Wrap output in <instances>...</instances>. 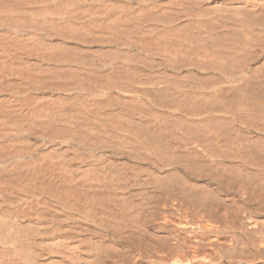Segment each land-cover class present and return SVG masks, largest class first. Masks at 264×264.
Returning a JSON list of instances; mask_svg holds the SVG:
<instances>
[{
    "label": "bare ground",
    "instance_id": "bare-ground-1",
    "mask_svg": "<svg viewBox=\"0 0 264 264\" xmlns=\"http://www.w3.org/2000/svg\"><path fill=\"white\" fill-rule=\"evenodd\" d=\"M0 264H264V0H0Z\"/></svg>",
    "mask_w": 264,
    "mask_h": 264
},
{
    "label": "rangeland",
    "instance_id": "rangeland-1",
    "mask_svg": "<svg viewBox=\"0 0 264 264\" xmlns=\"http://www.w3.org/2000/svg\"><path fill=\"white\" fill-rule=\"evenodd\" d=\"M190 85H192V84H190Z\"/></svg>",
    "mask_w": 264,
    "mask_h": 264
}]
</instances>
